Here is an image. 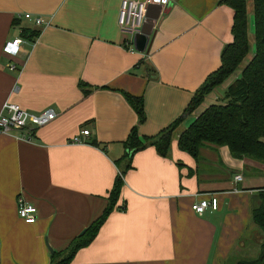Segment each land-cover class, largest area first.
<instances>
[{
  "label": "crops",
  "instance_id": "obj_1",
  "mask_svg": "<svg viewBox=\"0 0 264 264\" xmlns=\"http://www.w3.org/2000/svg\"><path fill=\"white\" fill-rule=\"evenodd\" d=\"M220 1L149 6L146 51L133 42L130 52L117 25L121 0H0V110L8 101L29 113L56 112L30 140L22 131L0 135V264H50L102 214L131 128L153 137L178 118L166 157L151 146L132 156L116 208L69 264H235L257 253L251 213L264 165L233 158L226 146L204 145L197 159L177 146L220 99L214 90L184 115L232 42L233 11ZM18 37L26 43L6 55L4 45ZM127 96L142 99L141 124ZM18 197L36 208L33 224L17 216ZM211 197L217 210L192 211Z\"/></svg>",
  "mask_w": 264,
  "mask_h": 264
},
{
  "label": "trees",
  "instance_id": "obj_2",
  "mask_svg": "<svg viewBox=\"0 0 264 264\" xmlns=\"http://www.w3.org/2000/svg\"><path fill=\"white\" fill-rule=\"evenodd\" d=\"M233 11L232 42L226 44L220 53V66L211 73L191 98L184 115L192 114L204 98L221 86L233 75L248 55L251 47L248 35V14L253 18L254 54L243 67L239 77L229 84L222 102L208 106L177 137L178 149L197 159L201 147L226 146L233 158H248L264 165V0H221ZM28 34L27 38L35 37ZM25 38V36H24ZM134 109L138 124L145 117L142 99L127 96ZM182 119H176L170 126L153 137L140 139L137 126L131 128L123 142L125 152L121 167L116 163L118 174L109 191L107 204L102 214L84 232L70 243L63 253L51 254L50 264H69L76 252L88 246L98 234L100 227L116 208L123 186V176L130 168L132 156L146 148L153 147L161 157H166L170 149L174 131ZM251 219L259 237L257 253L235 264H264V189L258 193V205L253 208Z\"/></svg>",
  "mask_w": 264,
  "mask_h": 264
},
{
  "label": "built area",
  "instance_id": "obj_3",
  "mask_svg": "<svg viewBox=\"0 0 264 264\" xmlns=\"http://www.w3.org/2000/svg\"><path fill=\"white\" fill-rule=\"evenodd\" d=\"M168 4L169 0H121L117 25L120 32L129 38L127 44L131 45V48H128L130 52H134V37L142 32L147 8L152 5H157L163 9ZM23 18L33 22L34 26L39 27L42 25L40 18H34L30 14H24ZM24 43H26V39L15 38L4 45L3 51L6 55L15 57ZM6 68L10 71L16 69L11 63L6 64ZM55 118L56 112L51 108L34 114L27 112L17 104L6 101L0 110V135H8L15 131H22L27 135L25 139L30 140L31 134L36 129L47 125ZM80 135L88 137L89 131L87 129L82 130ZM79 141V138L74 139V142ZM235 179L240 180V175L236 176ZM191 209L197 215H202L206 209L215 211L217 210V200L214 197L201 199L192 204ZM17 216L24 223L33 224L37 218V211L34 206L27 203L23 198L18 197Z\"/></svg>",
  "mask_w": 264,
  "mask_h": 264
},
{
  "label": "rangeland",
  "instance_id": "obj_4",
  "mask_svg": "<svg viewBox=\"0 0 264 264\" xmlns=\"http://www.w3.org/2000/svg\"><path fill=\"white\" fill-rule=\"evenodd\" d=\"M250 1L251 0H247L248 4H249ZM248 25H249V29L252 30L253 29V22L251 24L250 20H248ZM248 35H249V41L251 43L250 51H249L248 55L245 57V59L243 60V62L241 63L240 67L236 70V72L233 75H231L229 78H227V80L221 86H219V87H217L215 89L214 92H216L218 94V97L220 98V99L217 100V102H222L223 101L222 98H223L225 90L227 88L226 87L227 84H229V83L231 84L235 80L236 77H239V75L241 73V70L249 62V60L252 58V56L254 54L252 33L249 32ZM221 95H223V96L221 97ZM209 98L210 97H208L207 99H209Z\"/></svg>",
  "mask_w": 264,
  "mask_h": 264
},
{
  "label": "water",
  "instance_id": "obj_5",
  "mask_svg": "<svg viewBox=\"0 0 264 264\" xmlns=\"http://www.w3.org/2000/svg\"><path fill=\"white\" fill-rule=\"evenodd\" d=\"M168 5L164 8V11L167 10ZM148 35L144 31H142L140 34L136 35L134 37V45L136 46L137 51L139 52H145L147 45H148ZM139 39V43H138ZM138 45L140 47H138ZM49 251L52 252V250L49 248Z\"/></svg>",
  "mask_w": 264,
  "mask_h": 264
}]
</instances>
